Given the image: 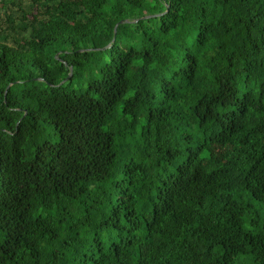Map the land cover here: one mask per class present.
<instances>
[{"label":"trees","instance_id":"obj_1","mask_svg":"<svg viewBox=\"0 0 264 264\" xmlns=\"http://www.w3.org/2000/svg\"><path fill=\"white\" fill-rule=\"evenodd\" d=\"M0 264H264V0H0Z\"/></svg>","mask_w":264,"mask_h":264},{"label":"water","instance_id":"obj_2","mask_svg":"<svg viewBox=\"0 0 264 264\" xmlns=\"http://www.w3.org/2000/svg\"><path fill=\"white\" fill-rule=\"evenodd\" d=\"M123 22H131L129 19H123V20H120L118 23H117V25L118 24H120V23H123ZM116 25V26H117ZM115 33H116V29H115ZM71 74H72V67H71V71L69 72V75H68V77L67 78H69L70 76H71ZM66 78V79H67ZM66 79H64L63 81H62V83L64 82V81H66Z\"/></svg>","mask_w":264,"mask_h":264}]
</instances>
